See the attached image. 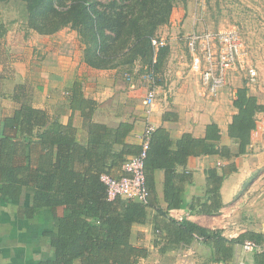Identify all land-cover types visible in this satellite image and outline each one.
<instances>
[{
    "label": "trees",
    "instance_id": "trees-1",
    "mask_svg": "<svg viewBox=\"0 0 264 264\" xmlns=\"http://www.w3.org/2000/svg\"><path fill=\"white\" fill-rule=\"evenodd\" d=\"M9 1L0 0V41L8 32L1 8ZM14 1L25 3L28 25L40 34H53L64 27L77 31L85 45L84 60L92 67H114L119 65L115 60L130 55L129 63L145 60L157 72L169 53V45L162 47L153 64L151 38L169 23L175 0ZM67 97L73 111L86 118L93 116L98 102L85 95L79 77L67 89ZM12 99L17 106L0 126V199L22 204L20 211L26 218H35L44 210L53 214L54 225L41 234L52 252L38 264H140L149 250L131 242V228L134 223H145L148 207L157 205L156 168L165 170L167 211L187 208L195 214H218L224 205L222 183L237 170L236 164L218 165L221 172L217 166L208 169L204 195L190 201L176 185V165L185 164L192 155L219 154L229 159L244 154L257 126V113L264 111V104L246 87L236 88L233 105L237 112L228 127L235 149L219 144L220 128L215 122L207 125L205 137L187 132L175 147L169 131L156 128L145 162L150 196L142 203L122 197L109 200L101 180L103 173L119 177L123 163L140 151L141 145L126 140L132 123L123 121L112 127L91 121L87 140L80 142L72 119L64 124L57 114L32 103L28 82L15 85ZM168 218L166 234L155 240L160 254L200 241L211 250L213 260L238 264L239 245L251 240L260 247L251 251L253 264H264L263 232L247 230L229 237L221 228Z\"/></svg>",
    "mask_w": 264,
    "mask_h": 264
},
{
    "label": "crops",
    "instance_id": "crops-1",
    "mask_svg": "<svg viewBox=\"0 0 264 264\" xmlns=\"http://www.w3.org/2000/svg\"><path fill=\"white\" fill-rule=\"evenodd\" d=\"M174 11L176 12V10H173L169 23L159 28L157 35L166 37L169 44L172 43L175 51L178 34L184 31L182 28L190 31L194 26L195 10L187 18L184 13L180 14ZM61 36L65 37V31L42 34L38 41H34L35 47L31 45L30 64L41 66L42 63L46 70L40 77L29 76L27 71L22 72L23 62L20 61L22 59L20 57L15 62V67L13 61L8 64V61L3 60L5 52L3 45L6 36L1 39L0 93H4L5 98L7 97L6 100H9L8 105L11 107V109H4L6 112L3 113V119L10 115L17 106L12 99L15 85L28 82L31 88L32 103L36 107L57 114L64 124L72 119L77 130V140L80 142L87 140L91 121L106 123L112 127H116L120 122L129 121L133 124V128L126 140L137 145L141 144L142 134L150 121L155 125V129L163 127L169 131L174 147L175 143L187 132L194 137H205L207 125L215 122L220 128L219 144L236 148L228 134L233 114L237 112L233 105L235 89L228 92V88L224 87L215 98L210 99L184 92L187 90L181 87L180 91L168 101L157 100L156 109L148 118L145 114L144 99L149 83L143 74H140L142 72L135 73L137 76L129 73L125 75L122 73L124 68L121 65L95 68L88 65L83 57L78 56H75V59L71 61L72 57L67 56L68 46H71L69 37L58 40ZM169 48L171 49L170 46ZM40 52H43L45 56L40 55ZM53 58H57L59 62L52 63L51 59ZM134 70H139V67L136 66ZM195 76L198 77L200 84L199 76L197 74ZM77 77L83 82L85 95L98 102L91 118L84 117L80 111H73L70 107L67 89ZM6 85L7 88H5ZM237 86L246 87L250 94L257 97L259 103L264 104L263 84L256 86L243 82ZM40 91L44 92L41 99L38 98ZM1 99L4 102H1L0 105L5 104V99L2 97ZM218 162L223 164L234 162L237 167V170L229 174L222 183L223 207L215 215L191 213L190 217L186 218L210 228H221L223 234L229 237H236L247 230L264 233V111L257 113V126L252 131L251 142L244 154L234 155L229 159L219 154L192 155L188 157L185 164L176 165V172L179 174L176 185L185 196L186 201H190L193 196L204 195L208 169L217 166L218 170L222 171ZM259 168H263V170L258 174L256 171ZM121 173H123L122 169L119 174ZM253 174H258L259 180L257 181L259 182L252 188L243 189L245 179ZM154 178L157 205L148 207L146 222L134 223L130 235L133 244L144 246L149 250V255L143 258L145 263L148 262L150 256L159 251L155 246V240L166 234L164 227L168 217L176 218L189 212L187 208H173L167 211L165 170L156 168ZM243 204H245L244 207ZM21 205L4 203L0 199V264H38L41 258L52 252V248L41 234L54 225L53 214L44 210L35 218H26L20 211ZM242 208L252 214L254 222L241 224L243 228L239 227L238 231L231 232L228 229V224ZM250 252L249 261H241L240 254L237 259L238 264H253V254ZM169 254L174 255V264H222L211 258V250L200 241L170 250L160 256ZM75 264L80 263L76 262Z\"/></svg>",
    "mask_w": 264,
    "mask_h": 264
},
{
    "label": "rangeland",
    "instance_id": "rangeland-1",
    "mask_svg": "<svg viewBox=\"0 0 264 264\" xmlns=\"http://www.w3.org/2000/svg\"><path fill=\"white\" fill-rule=\"evenodd\" d=\"M66 1V3L70 2V0ZM197 3L198 2H195V0H175L174 9L180 14L184 13L185 18H187L194 12L193 10H195ZM203 3L204 18L202 24L212 29L237 27L246 41L250 58L258 70V76L255 81H251L245 72L235 71L231 73L225 89L228 88V92L231 91V89L236 90V87H238L237 85L243 82L256 86L260 84L264 85V0H204ZM1 9L4 20L8 26V32L7 35H5L6 38L4 39L3 45L5 51L3 60L8 61V64L13 61L12 63L15 67V62H17L20 57L22 58L20 61L23 62L22 72L27 71L29 76L31 75L33 77L42 76V73L46 71L43 64L41 63V66L30 64L31 45L35 47V44H33L34 41H38L42 34L29 27L25 3L11 0L3 4ZM165 25L166 24L162 26ZM169 26L171 25L169 24ZM182 29L184 31L178 34L177 46L175 45L177 48L174 51L172 43H170L169 46L171 49L169 48V53L156 69L158 100L164 99L168 101L175 93L180 91L181 87L187 90L184 92L194 93L198 97L200 96L198 94L200 91L198 77L191 71L190 56L184 42V35L189 29ZM61 30L65 31V37H69L68 39L71 46H68L67 56L72 57L71 61L75 59V56L84 58L85 45L82 43L77 31L70 27H64L59 31ZM65 37L61 36L58 40L65 39ZM40 55L43 56L44 53L40 52ZM129 56L130 55L120 57L114 61V64L117 63L124 68L122 73L125 75L129 73L134 76L138 74L139 71L142 72L140 74H144L149 70L148 63H144L145 60L138 59L133 61V63H129ZM39 58L41 59V56ZM51 62L58 63L59 60L53 58ZM136 66L139 67V70H134ZM5 88H7V85ZM43 93V91H40L38 98L41 99ZM1 97L5 99V104L0 105V126L3 121V113L6 112L4 109H11L8 105L9 100H6L7 97L5 98L4 93H0V103L4 102ZM261 170H263V168H259L256 172L259 174ZM258 174L247 177L242 188L248 189L257 185L259 182L257 181L259 180ZM242 206L244 207L245 204ZM253 222L254 217L252 214L242 208L238 210L236 217L231 218L228 229L231 232L238 231L239 227L243 228L241 224L245 225V223ZM249 252L250 251L240 252L241 255L239 254V259L241 258L240 260L243 262L249 261ZM251 253L252 252H250V254ZM174 262L175 258L173 254L160 256V252L158 251L148 258L147 263H145V260L141 259L140 264H174Z\"/></svg>",
    "mask_w": 264,
    "mask_h": 264
},
{
    "label": "built area",
    "instance_id": "built-area-1",
    "mask_svg": "<svg viewBox=\"0 0 264 264\" xmlns=\"http://www.w3.org/2000/svg\"><path fill=\"white\" fill-rule=\"evenodd\" d=\"M198 2L195 9V21L193 28L184 35V42L190 56L191 70L199 76V95L206 98L216 97L227 85L232 72H245L251 81L258 76L257 67L250 58L249 49L244 37L237 27H222L212 29L204 26V0ZM155 50L153 64L157 61L158 51L169 45L168 39L155 35L151 38ZM156 71L153 66L143 74L149 86L144 99L145 114L148 118L154 113L158 103V89ZM155 125L150 121L141 138L140 151L130 156L122 165L123 173L116 177L110 173H103L101 180L106 186L107 198L113 200L122 197L127 200L146 203L150 196V190L146 181L145 162L150 147V140ZM218 165H222L218 162ZM191 213L177 216L181 221L190 217ZM254 241L246 240L239 245L237 259L242 251L259 249Z\"/></svg>",
    "mask_w": 264,
    "mask_h": 264
}]
</instances>
